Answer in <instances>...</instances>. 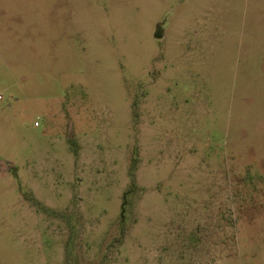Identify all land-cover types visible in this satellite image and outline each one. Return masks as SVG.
<instances>
[{
    "label": "rangeland",
    "instance_id": "rangeland-1",
    "mask_svg": "<svg viewBox=\"0 0 264 264\" xmlns=\"http://www.w3.org/2000/svg\"><path fill=\"white\" fill-rule=\"evenodd\" d=\"M0 264H264V0H0Z\"/></svg>",
    "mask_w": 264,
    "mask_h": 264
},
{
    "label": "crops",
    "instance_id": "crops-1",
    "mask_svg": "<svg viewBox=\"0 0 264 264\" xmlns=\"http://www.w3.org/2000/svg\"><path fill=\"white\" fill-rule=\"evenodd\" d=\"M208 22H209V21L206 19V25H208ZM205 27H207V26H205Z\"/></svg>",
    "mask_w": 264,
    "mask_h": 264
},
{
    "label": "built area",
    "instance_id": "built-area-1",
    "mask_svg": "<svg viewBox=\"0 0 264 264\" xmlns=\"http://www.w3.org/2000/svg\"><path fill=\"white\" fill-rule=\"evenodd\" d=\"M37 125V124H36Z\"/></svg>",
    "mask_w": 264,
    "mask_h": 264
}]
</instances>
